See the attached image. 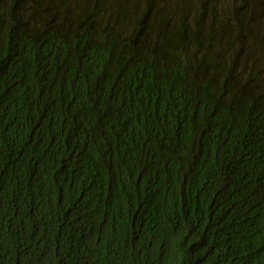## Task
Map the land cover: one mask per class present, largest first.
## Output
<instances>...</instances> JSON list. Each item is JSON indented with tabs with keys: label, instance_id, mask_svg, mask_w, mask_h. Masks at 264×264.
Masks as SVG:
<instances>
[{
	"label": "trees",
	"instance_id": "1",
	"mask_svg": "<svg viewBox=\"0 0 264 264\" xmlns=\"http://www.w3.org/2000/svg\"><path fill=\"white\" fill-rule=\"evenodd\" d=\"M82 257L264 264V0H0V264Z\"/></svg>",
	"mask_w": 264,
	"mask_h": 264
},
{
	"label": "clouds",
	"instance_id": "2",
	"mask_svg": "<svg viewBox=\"0 0 264 264\" xmlns=\"http://www.w3.org/2000/svg\"><path fill=\"white\" fill-rule=\"evenodd\" d=\"M65 228H67V227H65ZM67 229L72 231V230L76 229V227L67 228ZM52 238H53V235H47L45 237V240L43 242V244H44L43 248L35 251L36 259H37L36 255L44 254L51 248ZM82 264H88L87 261L83 257H82Z\"/></svg>",
	"mask_w": 264,
	"mask_h": 264
}]
</instances>
